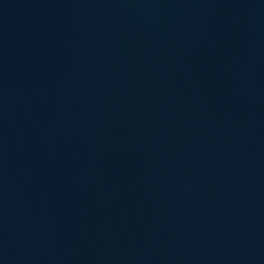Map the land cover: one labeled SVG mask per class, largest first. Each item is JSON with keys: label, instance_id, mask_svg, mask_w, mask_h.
Masks as SVG:
<instances>
[{"label": "water", "instance_id": "95a60500", "mask_svg": "<svg viewBox=\"0 0 264 264\" xmlns=\"http://www.w3.org/2000/svg\"><path fill=\"white\" fill-rule=\"evenodd\" d=\"M0 264H264V0H0Z\"/></svg>", "mask_w": 264, "mask_h": 264}]
</instances>
